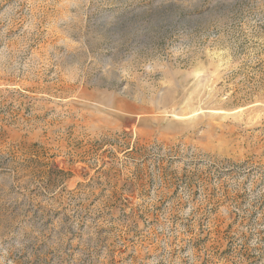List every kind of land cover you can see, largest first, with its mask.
I'll return each instance as SVG.
<instances>
[{"label":"rangeland","instance_id":"rangeland-1","mask_svg":"<svg viewBox=\"0 0 264 264\" xmlns=\"http://www.w3.org/2000/svg\"><path fill=\"white\" fill-rule=\"evenodd\" d=\"M0 264H264V0H0Z\"/></svg>","mask_w":264,"mask_h":264}]
</instances>
